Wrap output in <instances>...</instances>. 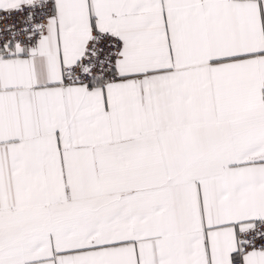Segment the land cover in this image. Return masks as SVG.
I'll return each instance as SVG.
<instances>
[{
	"label": "snow or ice",
	"instance_id": "1",
	"mask_svg": "<svg viewBox=\"0 0 264 264\" xmlns=\"http://www.w3.org/2000/svg\"><path fill=\"white\" fill-rule=\"evenodd\" d=\"M0 264H264V0H0Z\"/></svg>",
	"mask_w": 264,
	"mask_h": 264
}]
</instances>
